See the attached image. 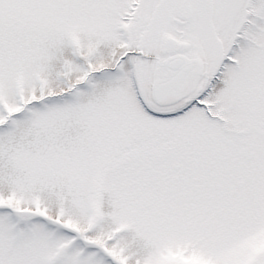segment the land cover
Masks as SVG:
<instances>
[{"label":"snow or ice","instance_id":"1","mask_svg":"<svg viewBox=\"0 0 264 264\" xmlns=\"http://www.w3.org/2000/svg\"><path fill=\"white\" fill-rule=\"evenodd\" d=\"M0 264H264V0H0Z\"/></svg>","mask_w":264,"mask_h":264}]
</instances>
